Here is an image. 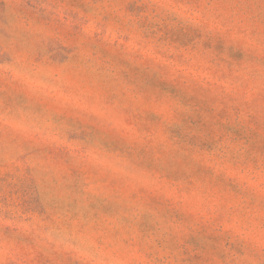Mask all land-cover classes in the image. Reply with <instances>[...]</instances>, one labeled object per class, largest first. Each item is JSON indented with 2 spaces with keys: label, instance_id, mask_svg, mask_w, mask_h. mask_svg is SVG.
I'll list each match as a JSON object with an SVG mask.
<instances>
[{
  "label": "rangeland",
  "instance_id": "rangeland-1",
  "mask_svg": "<svg viewBox=\"0 0 264 264\" xmlns=\"http://www.w3.org/2000/svg\"><path fill=\"white\" fill-rule=\"evenodd\" d=\"M0 264H264V0H0Z\"/></svg>",
  "mask_w": 264,
  "mask_h": 264
}]
</instances>
